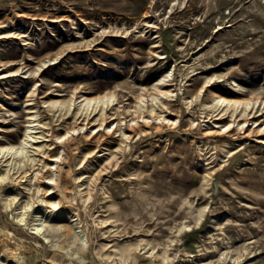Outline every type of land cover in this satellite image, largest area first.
I'll use <instances>...</instances> for the list:
<instances>
[{"label": "rangeland", "instance_id": "1", "mask_svg": "<svg viewBox=\"0 0 264 264\" xmlns=\"http://www.w3.org/2000/svg\"><path fill=\"white\" fill-rule=\"evenodd\" d=\"M217 95L264 109V0H0V264H264V116Z\"/></svg>", "mask_w": 264, "mask_h": 264}, {"label": "bare ground", "instance_id": "2", "mask_svg": "<svg viewBox=\"0 0 264 264\" xmlns=\"http://www.w3.org/2000/svg\"><path fill=\"white\" fill-rule=\"evenodd\" d=\"M113 99H114V96H108L106 94L104 96H98L96 98H89V97L83 98L82 101H85L86 104L88 105V107L86 108V112H85L86 115L84 116L83 120L88 121V123H90L92 121L94 124L99 121L101 123V126H104V124L108 121V117H107V114L105 112L106 105L109 107L110 106V102H111V100L113 101ZM217 99H218L217 103L220 105V107L225 106L226 104H232V105L234 104L236 106V109H239L242 106L244 108V110H243L242 114H240L241 115L240 119H242V117H245V123H248L249 121H251V119H254L256 117H260L261 118V117L264 116V112H263L264 109L261 108V106L258 105L259 101H253V100H245V101H243L241 99H235V98L226 99V98H223L220 95H217ZM101 102H103V104L100 106V109H99V105H100ZM93 103H94L93 108L90 109V107L92 106ZM96 104H97V106H95ZM98 109H99V112L102 111V113L100 114V116L98 118H94L97 114H99V112L96 113V111ZM223 110H224V112H223L222 115H226L228 109H223ZM93 113H96V114H95V116H93V118H91V115ZM234 115L235 114H233L232 116H234ZM237 117H238V115H237ZM137 118H141V116H137L136 119ZM142 119H143V121H145L146 120V116L142 115ZM235 120H233L230 124H232L233 122H236ZM256 123H257L258 129L253 130V132H256L257 135L260 136V138H259L260 140L259 141L264 143V137H261V135L264 134V124H262V123H260L258 121H256ZM143 126L145 127L146 124L144 123ZM35 127L36 126H33L32 128H35ZM138 129L140 130V128H138ZM35 138H39V137H35ZM94 138L96 139V137H94ZM42 146H44V145H40V147H42ZM9 153H12V152L10 151V149H8V147H1L0 148V156L3 154L1 156L2 158L7 157L8 155H10ZM7 159H9V158H7Z\"/></svg>", "mask_w": 264, "mask_h": 264}]
</instances>
